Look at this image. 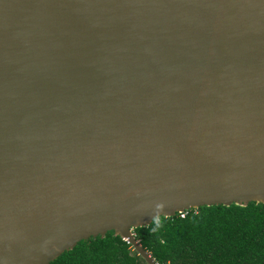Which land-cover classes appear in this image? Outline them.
I'll list each match as a JSON object with an SVG mask.
<instances>
[{
  "label": "water",
  "instance_id": "1",
  "mask_svg": "<svg viewBox=\"0 0 264 264\" xmlns=\"http://www.w3.org/2000/svg\"><path fill=\"white\" fill-rule=\"evenodd\" d=\"M249 201L264 0H0V264Z\"/></svg>",
  "mask_w": 264,
  "mask_h": 264
},
{
  "label": "trees",
  "instance_id": "2",
  "mask_svg": "<svg viewBox=\"0 0 264 264\" xmlns=\"http://www.w3.org/2000/svg\"><path fill=\"white\" fill-rule=\"evenodd\" d=\"M159 264H264V203L188 208L132 228ZM49 264H147L131 244L108 230L80 239Z\"/></svg>",
  "mask_w": 264,
  "mask_h": 264
},
{
  "label": "built area",
  "instance_id": "3",
  "mask_svg": "<svg viewBox=\"0 0 264 264\" xmlns=\"http://www.w3.org/2000/svg\"><path fill=\"white\" fill-rule=\"evenodd\" d=\"M185 210H186V209H184V210H182V211H178V212H176V213H178L180 216H182V215L184 214Z\"/></svg>",
  "mask_w": 264,
  "mask_h": 264
}]
</instances>
